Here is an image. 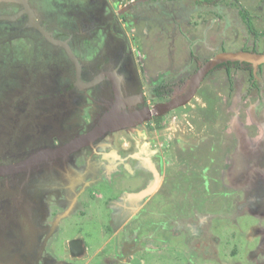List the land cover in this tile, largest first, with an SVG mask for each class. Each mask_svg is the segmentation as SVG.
Listing matches in <instances>:
<instances>
[{
  "label": "flooded vegetation",
  "instance_id": "flooded-vegetation-1",
  "mask_svg": "<svg viewBox=\"0 0 264 264\" xmlns=\"http://www.w3.org/2000/svg\"><path fill=\"white\" fill-rule=\"evenodd\" d=\"M179 1L0 0V105L6 90L20 87L16 70L21 67L28 73L47 72L50 81L60 83L56 94L45 90L36 93L35 99L23 98L34 110H17L9 116L0 111V122L12 123H0V165L36 161L28 170L0 174V264H147L151 241H161L158 251L168 249L184 260L182 264H199L213 256L221 258V253L236 256L223 252L222 241L240 232L248 262L264 260V178L259 176H264V62L255 67L246 61H224L205 72L196 93L204 90L205 95L221 96L225 107L218 110L219 106L210 104L211 111L205 113L224 120L213 129L211 141H207L211 135L204 133L190 147L181 137L176 147H156L146 138L155 129L160 140L161 130L170 122L164 118L170 111L161 112L158 105L180 95L186 76L188 86L211 56L226 50V28H232L234 39L237 31L241 33L238 50L264 52L259 48L264 44V29H254L255 16L240 0H193L191 38L185 41V49L174 45L177 35L188 37L183 27L176 26L184 9L174 7ZM228 5L237 6L236 16L222 12ZM207 15L210 22L214 21L210 16L223 20L220 41L214 45V38L208 40L205 35L211 24L199 31L202 36L195 33ZM161 33L169 37L164 57L160 46L153 49V40ZM56 42L65 43L74 60ZM201 48L212 55L204 58ZM151 49L159 56L153 57ZM176 52H186V58L178 61ZM35 56L40 63H48L33 71L30 60ZM175 60L180 65L171 73ZM10 73L16 76V86L1 83ZM23 117L30 119L31 125L25 127L30 129V140L11 142L6 134L21 129ZM206 121L202 117V126L192 128L204 131ZM160 122L162 126L157 127ZM6 127L8 133L3 130ZM199 146L208 148L206 158L200 160L194 153ZM209 149L221 151L212 173ZM205 159L208 164H200L199 174L194 175L206 189L195 188L192 177L180 176V167L193 172L197 160ZM152 166L158 175L157 187L149 195L135 197L156 180ZM249 170L253 176H247ZM212 186L220 192L230 189L240 200H229L228 205L222 201L224 205L212 211L209 195L217 194ZM171 194L176 200L173 209L167 210L166 196ZM155 195L157 200L151 202ZM183 195L190 196V203L195 200L191 207L177 206V201H184ZM105 210L106 221L99 215ZM229 211L231 216L246 213L254 221L248 227L235 223L232 230L226 223L212 224L211 217L222 221ZM100 220L107 224L108 233L98 242L94 236L99 231L90 224ZM221 224L227 230L225 238L217 235ZM155 231L159 237H153ZM69 241H78L83 248L73 250V255ZM86 241L96 244L92 252ZM103 241H115L113 249L102 253ZM168 241L172 248L165 245ZM59 244L62 254L57 253Z\"/></svg>",
  "mask_w": 264,
  "mask_h": 264
},
{
  "label": "rangeland",
  "instance_id": "rangeland-1",
  "mask_svg": "<svg viewBox=\"0 0 264 264\" xmlns=\"http://www.w3.org/2000/svg\"><path fill=\"white\" fill-rule=\"evenodd\" d=\"M240 1H241L242 5L248 6V9L250 10L252 16H255V22H251L252 25L254 26V29L255 30H259V29L263 30L264 29V0H240ZM175 6L180 7V9H181V7L184 8V9L182 8L183 11L181 13V16L179 15V19L177 20L176 26L177 27L180 26V28L183 27L185 29L184 32L188 33L187 34L188 37H183V39H181L177 35V37L175 39H173V40L171 39V40L175 43L174 45H177V46L181 45L182 48L184 47V49H185L184 44L185 45L187 44L185 41L190 40V38H191L190 37L191 36L190 31H192V27L190 24H194L192 14H193V11L195 12L196 6L194 5L193 0H180L179 3L177 2L174 5V7ZM236 8H237L236 5H228V6L222 8V12L224 14L230 16V17H234L237 15V9ZM191 12H192V14L190 15ZM210 17L211 18L214 17V21H211V22L208 21L209 16L207 15V17H205L204 22L197 25V29L195 30V33L198 32L197 35L202 36V33L199 31H201L202 29H206L208 24H211L210 27L206 30L205 35L207 36L208 40L210 38H214L211 41V44L214 45L215 42L217 44L220 41V35L222 32L221 28L223 25V20L217 19L215 16H210ZM229 23L231 24L230 21H229ZM217 26H219V29H217ZM190 28H191V30H190ZM224 32H225L224 33L225 34L224 39H226L225 41L223 39L224 46H225L224 48L226 49L225 51L226 52L227 51H229V52L240 51L238 49L240 48L239 45L241 44V41H242L241 33L239 31H237L238 37L236 39H234L233 30L231 27L226 28L224 30ZM167 41H169V37L167 36V34L165 35L164 33H161V37H156L153 40V49H157L158 46H160L161 48L159 50L161 51V55L163 57L166 55L165 46L167 44ZM148 45H150V47L152 46L151 41L148 43ZM145 46H147V45H145ZM259 48L261 50H264L263 42H262V44L261 43L259 44ZM234 49H236V50H234ZM200 51H203L204 58H209L212 55V53H210L209 51H206L203 48H201ZM151 52H153L152 53L153 57L159 56L158 55L159 53L157 52V50L152 51V49H151ZM178 53H179V55L181 54L180 52H176V54L174 55L175 59L177 58L175 56L178 55ZM257 53L260 54L262 52H257ZM180 58H186V52H184V54H182L178 57V61ZM211 58H212V56H211ZM35 59H37V56L32 57V59L30 60V61L33 60L32 61L33 62V71H35L38 67L48 63V62L40 63L39 60H35ZM19 60L22 61L23 59L20 58ZM175 61H177V60H175ZM178 61L173 66L172 70H174V71H171V73L176 72L177 68H179L180 64L178 63ZM24 64L25 63L21 64V66ZM45 66H50V65H45ZM163 69H166V67H164ZM11 75L9 76V74H8L4 77V79L2 78L1 83L9 82V83H14L13 86H16L18 84V81L16 79L17 75H19L21 81H20V87L18 88L17 91L6 90V92L4 93L3 105H0V111L2 112V115H5V116H9L8 114L13 113V112L16 113L17 110H20V111L21 110L30 111L32 109L34 110L35 106L30 104L29 102H27L26 104H24V102H22L23 98L28 99L30 96H33L35 99L36 93L45 92V90L48 93L56 94L57 92H55V90H56V88L59 87V84H60L59 82L53 81L54 78L51 80L52 81L51 82L50 78H49L50 75L47 72L39 71L37 73H35V72L34 73H28L27 71H25L24 67H21L20 70H18V71L16 70V76L15 77L13 76V74H11ZM52 84H53V86L51 87ZM205 84L202 85V87L205 85L203 88L208 87L207 83H205ZM216 92L223 93V91H216ZM22 93H23V95H22ZM195 93H194V95H195ZM212 98H214L215 100L213 99V101H212ZM221 98H222L221 96L216 97V94H211V92L210 93L208 92L205 95L204 90L198 91V93H196L195 96H193L190 100H188V102L185 103L184 106L180 105L178 107H174V108L169 109L170 113L164 118L166 119L167 122H169V121L170 122L168 125H166L164 130H161V139L160 140L157 139L158 133L155 131V129H153V131L149 132V134H147L146 138L150 141L151 145L156 146V147H161V145H163V147H172V145H174L176 147L177 146V145H175L176 140H178L179 137H181L184 144L186 143L185 146L190 147L191 143H194L195 140L204 136L205 135L204 133H207V136L211 135L209 137V140H207V141H211L210 139H213L215 137V133H214L213 129L216 126L222 125L224 120H222V121L216 120L215 117L212 116V113H211L210 117H206L205 113L208 111L209 112L211 111L210 104L211 105L214 104V106H217V107L219 106V108H218V110H219L220 107H222L224 105L223 104L224 100H221ZM16 99L18 100V102L16 101ZM234 100H238V97H235ZM34 103L37 104L36 102H34ZM37 106H39V104H37ZM223 108H225V107L223 106ZM174 109H176V110H174ZM176 112H178V113L175 114ZM214 113L217 115L219 114L216 112H214ZM202 117L206 118V120L208 121V122L207 121L204 122L205 125H207V129H204V131L200 130L199 132H196V131H194V129L192 127L195 128V125H196V127L202 126V124H201V118ZM21 121H23V123H22L23 127L21 129H15L16 130L15 132L10 131L9 128H7V127L5 129H3V130H6L7 133L10 131V135L6 134V137L10 136L11 142H15L17 144H22L23 142L30 140L29 138L27 139V135L29 136L28 132L30 129L25 128L26 126L31 125L30 119H28L27 117H23L19 120V122H21ZM0 123L4 126H8V125L12 124L7 119L1 121ZM154 124H156V123H154ZM160 124H161V122L157 125V127H161L162 125H160ZM151 130H152V128H151ZM205 131H207V132H205ZM169 139H171V140L168 141ZM207 151H208V148H205L202 146H199L197 149H194V153L196 154L197 158H199V160L202 158L203 159L206 158L205 155H206ZM209 152H210V157L212 159L211 163L208 161V163L210 164L209 169L211 170L209 172L212 173L213 168L214 169L216 168V164L220 163L219 162V155H220L221 151H219V149H218L214 152H211L209 149ZM199 160H197L198 162H196V163L198 165L195 167L196 170L193 169V172H184V167L183 166L180 167V170H181L180 176L182 178L186 177V179L192 177L191 183L193 184V186L195 188H198V186L200 188H203L204 185L202 183H200V178L199 177L196 178L194 173L198 175L200 172L199 169L201 168V166L203 167V165L208 164V163H206V159L202 163H200ZM200 164H201V166H200ZM217 170L219 172L218 168H217ZM219 175H220V172H219ZM176 177H177V175H176ZM211 177H212V175H211ZM225 179H228V178L225 177ZM212 181H213V179L208 180L207 184L212 183ZM212 189L213 190L215 189L217 191V194L214 193V194L209 195L210 197L213 198V199L210 198L212 201L211 202L212 204H209L212 211H216V208L222 207L224 205L222 203V201L225 202L226 205H228L229 200L230 201L231 200L233 201L234 199L240 200L237 196L235 197L234 194L231 195L230 189H227V190L222 189L221 192H220V189L216 186H214V187L212 186ZM155 196H154L155 198L154 197L152 198L151 202H155L157 200V195H155ZM189 197H190L189 195H186V196L183 195L184 201L183 202H180V200L177 201V206L182 207V203H183L185 206L191 207L194 204L195 200H192L190 203ZM183 198H181V199H183ZM194 198H195V196H194ZM166 199L168 200V204L170 205V207H168L167 210H171V208L173 209L174 200H176L175 197L173 196V194H171L168 197L166 196ZM234 202L231 204L232 206H233ZM98 208H99L98 210L101 209L100 206H98ZM230 210H232V208H230ZM228 213H229V217H227V218L224 217L222 221L221 220L217 221V219L215 218L216 216L214 218L211 217L212 218L211 219L212 224L215 225L216 222H220L222 224L226 223V224H228V226H226V224H225V227H228L229 229L232 230V229L236 228L233 225L235 223L241 224V225L245 224L246 227H248L250 222L254 221V219L252 217L248 216L246 213L245 214L242 213V215L239 214L240 216L239 215L231 216L232 211H229ZM106 214H107L106 210L103 213L101 212L99 214L100 217L102 218V220L104 218H106V220H107ZM155 219H158V218L156 217ZM222 224L220 225L221 230L219 232H217V235H218V237L225 238V237H227V235H225L227 230H225V232H224V230L222 229V227H223ZM106 225L107 224L104 221H102V223H101V220H100V223L97 222L95 224L94 223L90 224V228L92 230H94V228H97V230L99 231L98 233H96V236H94V241H98V242L102 241L101 240L102 236L105 235L106 233H108L107 232L108 228ZM151 230H152V228H151ZM229 232H230V230H229ZM158 233H159L158 231L152 232L153 237H159L160 235ZM240 234H242V232H240L239 235L236 234L235 237H233L229 241H222L223 252L226 254L229 253V251H231V253L235 252L237 254L236 256H233L234 254L233 255L231 254V255L225 257L221 253V255H220V256H222L221 258H218L217 256H213L212 259H210L207 262L203 263V261H202V262H198V263L199 264H202V263L203 264H235L234 263L235 261L236 262L240 261L241 264H258V263L263 264L264 260L253 262L250 259L248 262V259L245 255L247 248L245 251H243V249L241 248L242 242L243 243L245 242V241H241L244 239V237H243V235L240 236ZM117 239L120 240V236L117 237ZM119 240H117V241H119ZM62 242L63 241H61V243ZM111 242L114 244L115 241H111ZM111 242L110 241H108L107 243L104 241L102 242V244H103L102 245V247H103L102 253L105 251H110L113 249L114 245ZM158 242H161V241H151V244H150V250L151 251H149L148 255H147L148 256L147 259H148L149 263H147V264H182V263H184V260H181V257H180V259L179 258L176 259V257H175L176 255L174 253H172L171 251H168V249L165 250V249L160 248V250L158 251V248H159L157 246ZM86 243H87V245H89V251H91L92 249L94 250V247L96 246V244H93L94 242L92 243L91 241H86ZM217 244L212 245L213 250L216 249ZM251 244H253V243H251ZM165 245H167V246L169 245V247L172 248L173 244H171L170 241H168V243H166ZM249 246H252V245H248L247 247H249ZM61 248L62 247L59 244V247H58L59 250H57L58 251L57 253L62 254ZM212 248H211V250H212ZM162 251H164V253L161 255ZM168 252H170V254ZM90 254H91L90 252H87V257L90 256ZM189 264H193V263H189Z\"/></svg>",
  "mask_w": 264,
  "mask_h": 264
},
{
  "label": "water",
  "instance_id": "water-1",
  "mask_svg": "<svg viewBox=\"0 0 264 264\" xmlns=\"http://www.w3.org/2000/svg\"><path fill=\"white\" fill-rule=\"evenodd\" d=\"M56 43L62 45L64 49L67 51L69 57L74 60L71 51L69 50L68 46L65 43H60V42H56ZM236 60L251 62L256 67L258 64L264 62V53L257 54V53H249V52H242V51H239V52L238 51L237 52H229V51L226 52L225 51V52H221L215 55L197 70V72L193 75L190 82L188 83L186 90L181 95H178L174 97L173 99L163 104L158 105V107L161 108V112L167 111L171 108L178 107L180 105H184L185 103H187L188 100H190L194 96V93L196 92V89L198 87V84L201 78L203 77L205 72H207L210 68L224 61H236ZM34 162L36 161L29 159L28 161L23 162V163L12 164V165H0V174L5 175V174L16 172L17 170H24V169L28 170V168L32 166ZM249 166H252V165H249ZM152 170H153V173L155 174L156 180L153 183H151L149 186H147L145 189H143L142 191L138 192L137 194H134L135 197L141 198L143 196L149 195L157 187V181H158L157 171H155L153 166H152ZM68 244H69L71 253L73 255H76V253H74L73 250L83 248L80 245V242L78 241H69Z\"/></svg>",
  "mask_w": 264,
  "mask_h": 264
},
{
  "label": "trees",
  "instance_id": "trees-1",
  "mask_svg": "<svg viewBox=\"0 0 264 264\" xmlns=\"http://www.w3.org/2000/svg\"><path fill=\"white\" fill-rule=\"evenodd\" d=\"M234 63L238 64V61H237V62L234 61ZM245 63H246V62H245ZM247 65H248V64H247ZM186 88H187V80L185 79V80L182 81V88H181V90H180L178 93H183V92L185 91Z\"/></svg>",
  "mask_w": 264,
  "mask_h": 264
},
{
  "label": "bare ground",
  "instance_id": "bare-ground-1",
  "mask_svg": "<svg viewBox=\"0 0 264 264\" xmlns=\"http://www.w3.org/2000/svg\"><path fill=\"white\" fill-rule=\"evenodd\" d=\"M248 174H247V176L248 177H250V176H253L254 175V172L252 171V170H249L248 172H247ZM249 174H250V176H249ZM260 177H262V178H264V176L263 175H261V173H260V175H259ZM250 180V179H249Z\"/></svg>",
  "mask_w": 264,
  "mask_h": 264
},
{
  "label": "clouds",
  "instance_id": "clouds-1",
  "mask_svg": "<svg viewBox=\"0 0 264 264\" xmlns=\"http://www.w3.org/2000/svg\"><path fill=\"white\" fill-rule=\"evenodd\" d=\"M185 90H186V89H185ZM181 94H182V93H181ZM181 94H180V95H181Z\"/></svg>",
  "mask_w": 264,
  "mask_h": 264
}]
</instances>
